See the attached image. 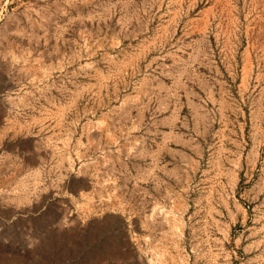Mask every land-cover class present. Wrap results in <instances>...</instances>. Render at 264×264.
Wrapping results in <instances>:
<instances>
[{
  "label": "rangeland",
  "instance_id": "1",
  "mask_svg": "<svg viewBox=\"0 0 264 264\" xmlns=\"http://www.w3.org/2000/svg\"><path fill=\"white\" fill-rule=\"evenodd\" d=\"M0 264H264V0H0Z\"/></svg>",
  "mask_w": 264,
  "mask_h": 264
}]
</instances>
